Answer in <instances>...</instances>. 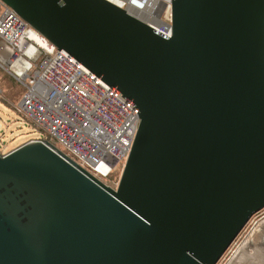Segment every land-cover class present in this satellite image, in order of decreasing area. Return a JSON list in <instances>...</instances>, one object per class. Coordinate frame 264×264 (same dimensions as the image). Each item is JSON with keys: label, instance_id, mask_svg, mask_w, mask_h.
<instances>
[{"label": "water", "instance_id": "water-1", "mask_svg": "<svg viewBox=\"0 0 264 264\" xmlns=\"http://www.w3.org/2000/svg\"><path fill=\"white\" fill-rule=\"evenodd\" d=\"M139 110L116 188L48 140L0 154V264H219L264 210V0H0Z\"/></svg>", "mask_w": 264, "mask_h": 264}, {"label": "built area", "instance_id": "built-area-1", "mask_svg": "<svg viewBox=\"0 0 264 264\" xmlns=\"http://www.w3.org/2000/svg\"><path fill=\"white\" fill-rule=\"evenodd\" d=\"M107 1L171 36L173 0ZM0 5V74L25 88L17 111L79 166L102 182L109 179L124 168L131 153L139 110L69 53L59 51L13 9L1 1ZM3 126L0 122V129ZM118 182L106 185L116 188Z\"/></svg>", "mask_w": 264, "mask_h": 264}, {"label": "rangeland", "instance_id": "rangeland-1", "mask_svg": "<svg viewBox=\"0 0 264 264\" xmlns=\"http://www.w3.org/2000/svg\"><path fill=\"white\" fill-rule=\"evenodd\" d=\"M1 11L2 7L0 5V12ZM24 92L25 88L23 85L4 73L0 74V122L4 125L3 128L0 129V154L6 155L26 144L31 139L36 138L49 140L63 149V147L53 140L50 135L44 131L38 130L33 122L17 111V106ZM122 164H124V162ZM122 170L123 169L120 167L109 179H104L103 182L111 186H116V183L121 177ZM263 220L264 212L256 215L251 220L238 240L228 251V254L221 260L220 264H229L236 257L240 248Z\"/></svg>", "mask_w": 264, "mask_h": 264}, {"label": "crops", "instance_id": "crops-1", "mask_svg": "<svg viewBox=\"0 0 264 264\" xmlns=\"http://www.w3.org/2000/svg\"><path fill=\"white\" fill-rule=\"evenodd\" d=\"M229 264H264V220Z\"/></svg>", "mask_w": 264, "mask_h": 264}]
</instances>
